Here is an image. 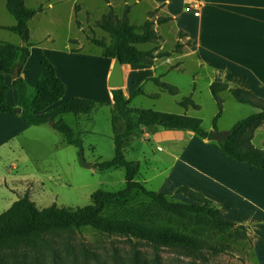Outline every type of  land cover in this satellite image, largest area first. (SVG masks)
I'll return each mask as SVG.
<instances>
[{
    "label": "crops",
    "instance_id": "1",
    "mask_svg": "<svg viewBox=\"0 0 264 264\" xmlns=\"http://www.w3.org/2000/svg\"><path fill=\"white\" fill-rule=\"evenodd\" d=\"M196 2L201 3L198 8L190 9L189 6ZM26 6L41 11L29 22L31 55L21 69V76L31 94L30 89H36L38 85L41 58L45 55L66 86L64 96L54 108L72 98L97 102L90 114H72L76 117L79 135L96 130L94 127L89 129L84 123L93 120L98 107L111 111V122L113 96L108 81L114 58L106 57L104 48L92 41L104 39L108 46L113 44L110 35L96 25L111 6L120 17L129 6V20L139 27L138 33L147 20L155 23L161 39L157 43L138 44V50L148 52L155 49L156 54L170 53L155 58L152 64H123L124 93L131 96L141 91L133 97L132 107L152 109L137 106L135 102L148 98L159 103L163 93L177 95L183 80L173 74L185 75L188 70L196 87L193 95L187 98H191L194 105L183 107V99L179 102L183 111L163 104L153 110L202 118L204 128L210 132L215 130L214 118L218 112L217 101L211 92V85L217 77L230 88H242L264 99V0H26ZM153 11L156 14L151 18L149 13ZM159 17L170 18V21L159 25ZM16 24L15 17L7 9L6 0H0V30L5 31V27ZM8 37L11 39L0 41L24 45L19 35V40L14 36ZM178 43L184 46L180 52L175 51ZM14 78L11 76L8 83L12 84ZM165 84L173 87L176 93L164 89L162 85ZM199 84L202 92L208 90L211 93L217 105L211 106L214 113L210 126H206L203 113L206 106L194 97ZM230 95L236 100L230 90L219 94L224 109L217 122V131L227 132L241 120L227 115L229 110L225 105ZM174 102L178 104L177 100ZM8 103L19 107L17 90L10 89ZM231 107L235 111L246 112L243 119L260 112L251 105ZM68 115L71 114L63 116L65 121ZM0 119L4 124L3 145L10 143L16 135L20 136L21 131H29L28 127L34 126L24 122L19 111L17 114H1ZM248 132H252L254 147L264 152V123ZM133 140V144H139L140 158L145 162L144 166L139 161L138 181L147 189L154 188L149 189L151 191L176 198L182 195L177 190L183 186L201 192L219 208L220 219L234 222L236 228L248 237L253 264H264V169L230 158L217 140L203 139L190 130L156 126ZM15 182L11 189L17 193V198L11 207L29 190L24 179ZM44 192L47 193L46 190Z\"/></svg>",
    "mask_w": 264,
    "mask_h": 264
},
{
    "label": "trees",
    "instance_id": "2",
    "mask_svg": "<svg viewBox=\"0 0 264 264\" xmlns=\"http://www.w3.org/2000/svg\"><path fill=\"white\" fill-rule=\"evenodd\" d=\"M6 2L7 9L15 17L17 24L4 29L18 34L25 45L19 46L0 42V115L18 113V109L8 103L10 89L17 90L23 121L29 125L38 126L54 120V128L64 135L69 145L78 149L79 159L84 162V142L80 137H76L73 127L63 119V116L67 114L76 116L90 114L97 102L72 98L54 108L53 106L64 96L66 86L58 77L53 63L45 55L41 58V75L35 93L33 95L29 93L28 84L21 76V69L31 55L29 22L41 9L36 10L27 7L26 0H6ZM129 12L130 7L128 6L123 16L120 17L111 6L109 12L96 22V25L106 31L113 40V44L108 46L104 39H92L95 44L104 48V55L114 59L116 55H119L124 65L133 66L152 64L155 58L169 55V52L156 54L155 49L148 52L138 50V44L157 43L161 39V35L151 20H147L141 27V33H138L139 27L130 23ZM155 14L153 11L149 13V16L152 18ZM157 21L161 25L169 22L170 18L159 17ZM183 47L181 43H178L175 51L180 52ZM15 68H19V76L14 78L12 84H9L6 82V75L14 76ZM162 87L172 94L176 93V90L169 85L165 84ZM225 90H230L238 102L256 107L260 112L239 120L227 131L230 136L218 141V143L222 151L230 158L264 169V152L254 147L252 132H248V130L264 123V99L242 88H230L228 84L223 83L217 77L211 85L212 95L218 104V112L214 118L216 131L218 130L217 122L224 109L223 100L219 94ZM140 92L127 96L122 89H112L111 125L115 156L111 160L97 162L94 165L101 171L123 167L125 169V187L115 192L98 189L91 195V204L78 208L52 205L40 209L30 199L29 195H26L0 215V255L5 250L17 251L24 245L37 247L49 233L84 227H91L111 235L136 237L152 245L156 253L163 247L183 248L195 254L204 249L219 251L217 246L210 245L201 238L173 229L153 228L137 222L112 220L104 215L108 203L127 200L137 192L151 199L152 203L165 211L179 215L207 217L225 228H236L234 222L220 219L219 208L199 191L185 186L178 188L177 193L182 194L190 201L184 203L174 200L170 194L151 191L138 181L140 163L129 161L124 153L125 148L130 145L134 137L156 126L167 129L190 130L203 139H207L209 135L203 126L202 118L132 107L133 97ZM181 105L188 108L194 105V102L191 98H185ZM248 134H251L249 135L250 145L249 149L244 151L239 145V141L246 138ZM140 261V258L136 257L135 264H139Z\"/></svg>",
    "mask_w": 264,
    "mask_h": 264
},
{
    "label": "rangeland",
    "instance_id": "3",
    "mask_svg": "<svg viewBox=\"0 0 264 264\" xmlns=\"http://www.w3.org/2000/svg\"><path fill=\"white\" fill-rule=\"evenodd\" d=\"M7 35L19 40L15 33L0 30V40H10L11 38H6ZM189 73L188 70L185 75L173 74L183 80L177 95L163 93L159 103L140 98L135 105L152 109L161 106L160 104L172 105L176 111H183L179 102L192 96L196 87L193 76ZM11 76L13 77L6 75V82H9ZM201 89L199 84L194 97L206 106L203 113L206 126H210L214 113V107L211 106L217 105L211 93L208 90L202 92ZM30 92L34 94L35 89H30ZM174 100H177L178 104ZM225 106H228L229 110L227 115L239 120L247 115L246 112L235 111L231 106L250 105H241L230 95ZM110 113V110L98 107L93 120H86L84 123L89 129L94 127L96 130L80 135L75 126L76 117L72 114L67 116L68 123L75 129L76 137H80L84 142V162L79 159L78 149L67 144L64 135L50 122L41 126H30L29 131H21L20 136L16 135L10 143L3 145L4 124L0 121V215L7 211L17 198V193L11 189L12 184L22 179L24 184L28 183L29 190L26 195H30V199L40 209L52 205L83 207L91 204V195L98 189L113 192L123 189L124 168L101 171L94 167L97 162L111 160L115 156ZM249 135L251 134L239 141L244 151L249 149ZM140 152L139 144H133L131 141L126 147L125 155L129 161H141L145 166ZM149 157H152V154ZM90 164L91 168L88 166ZM149 189L154 190L151 187ZM172 197L179 202H190L182 195ZM104 215L112 220L173 229L201 238L210 245L217 246L219 251L204 249L195 254L183 248L163 247L156 253L152 245L136 237L111 235L84 227L49 233L37 247L24 245L14 252L5 250L0 255V264H135L136 257L141 260L139 264H253L251 242L239 229L225 228L207 217L165 211L142 193L135 192L127 200L108 203Z\"/></svg>",
    "mask_w": 264,
    "mask_h": 264
},
{
    "label": "water",
    "instance_id": "4",
    "mask_svg": "<svg viewBox=\"0 0 264 264\" xmlns=\"http://www.w3.org/2000/svg\"><path fill=\"white\" fill-rule=\"evenodd\" d=\"M25 45V43H24ZM19 76V68H15L14 77L17 78ZM108 85L112 89H122L125 86V72L123 68V63L119 55H116L114 59L113 68L109 77ZM18 111L21 113L22 109L19 108ZM50 124L54 127L55 121L50 120ZM230 136L229 133L223 131L211 130L208 135L209 140H223ZM90 168L92 165H88Z\"/></svg>",
    "mask_w": 264,
    "mask_h": 264
},
{
    "label": "built area",
    "instance_id": "5",
    "mask_svg": "<svg viewBox=\"0 0 264 264\" xmlns=\"http://www.w3.org/2000/svg\"><path fill=\"white\" fill-rule=\"evenodd\" d=\"M199 4H201V3L200 2H196V3L192 4V5H190L189 8L190 9L198 8ZM196 14L198 15L199 13H196Z\"/></svg>",
    "mask_w": 264,
    "mask_h": 264
}]
</instances>
